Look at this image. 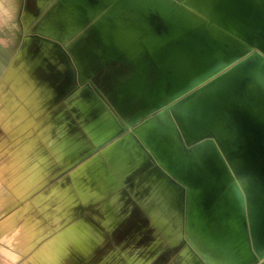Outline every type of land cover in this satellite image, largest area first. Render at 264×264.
Instances as JSON below:
<instances>
[{"label": "rangeland", "instance_id": "rangeland-1", "mask_svg": "<svg viewBox=\"0 0 264 264\" xmlns=\"http://www.w3.org/2000/svg\"><path fill=\"white\" fill-rule=\"evenodd\" d=\"M1 1L0 80L24 36L31 38L32 54L43 43L37 30L43 14L37 0ZM235 1L246 11L254 32L234 50L229 66L253 48L264 52L263 5L258 0ZM85 2L99 7L101 0ZM162 4L166 7V0ZM185 5L188 0H169V16ZM25 10L34 14L29 31L22 19ZM84 37L88 44L95 43L89 30ZM151 48L152 44L148 50L153 54ZM63 51L64 59L70 54ZM153 60L157 74L143 75L144 82L151 80L156 87L144 91L151 104L119 127L113 141L121 144L108 155L113 168L76 170L99 148L70 165L53 159V170H0V264H264V248L253 239L255 220L248 216L253 213L248 198L258 190L254 175L240 170L238 176L227 174L209 148L207 153L200 150L201 140L192 137L174 115L176 106L191 98L199 84L189 79L174 81L163 73L157 58ZM109 66L106 61L96 72L81 76L73 67H65L70 85L53 95L56 102L50 111L63 113L69 132L83 124L72 116L68 95L83 84L94 96L96 109L103 101L102 72ZM160 75L165 80H158ZM234 85L237 91L249 87V93L256 96V86L249 79L239 77ZM5 137L0 125V146ZM3 181L16 184L2 185ZM227 182L229 194L221 196ZM162 188L170 192V198L161 194ZM120 191L126 193L127 210L120 207Z\"/></svg>", "mask_w": 264, "mask_h": 264}, {"label": "crops", "instance_id": "crops-1", "mask_svg": "<svg viewBox=\"0 0 264 264\" xmlns=\"http://www.w3.org/2000/svg\"><path fill=\"white\" fill-rule=\"evenodd\" d=\"M164 1L101 0L99 7H90L85 0H37L43 13L37 26L43 42L41 49L32 54L31 38L24 36L0 80V125L6 132L0 146V170H53V159L70 165L99 148L76 170L113 168L108 155L121 144L113 141L116 131L151 104L144 91L156 88L151 80L144 82L143 75L157 74L158 66L153 60L155 56L142 46L139 38L144 37L145 28L157 27L160 8L169 16V0L166 7ZM22 19L29 31L34 14L25 10ZM87 25L91 27L86 29ZM88 30L94 44H88V37H84ZM64 49L70 55L63 59ZM106 61L110 66L102 72L103 101L96 109H93L97 104L94 96L82 88L83 84L68 95L67 106L72 116L80 118L83 124V128L69 132L63 113L50 111L56 102L53 95L70 85L65 67H73L81 76L96 72ZM46 71H50L47 76ZM105 111L109 114H103ZM199 140L200 150L207 153V147ZM263 170L264 158L248 169V175L256 171L260 179L261 175L264 177ZM251 210L253 213L248 216L254 218L256 212ZM257 210L264 214V192ZM33 223L47 228L39 221Z\"/></svg>", "mask_w": 264, "mask_h": 264}, {"label": "bare ground", "instance_id": "bare-ground-1", "mask_svg": "<svg viewBox=\"0 0 264 264\" xmlns=\"http://www.w3.org/2000/svg\"><path fill=\"white\" fill-rule=\"evenodd\" d=\"M258 1L264 7V0ZM238 6L235 0H188V5L176 12L178 17L176 14L169 17L167 11L160 8L165 25L147 27L144 37H138L144 48L152 44L151 50L163 73L177 82L189 79L199 84L191 98L176 106L174 115L180 123L186 124L192 137L202 139V145L209 148L222 170L232 176H238V170L247 173L264 158V52L256 51L247 63L245 60L232 67L228 64L234 50L246 44L245 36L254 32L246 11ZM150 30L152 33H148ZM167 37L169 42L164 45ZM239 77L254 83L256 96L249 93V87L235 90L234 83ZM158 78L165 80L162 75ZM105 112L103 114L108 113ZM253 177L259 186L256 195L248 198L250 207L256 212L252 234L257 246L264 248V214L257 210L264 192V177L261 175L258 179L256 171ZM229 185L227 182V187L221 189V196L229 194ZM125 194L120 191L123 210L129 209ZM161 194L170 198V192L164 193L163 188Z\"/></svg>", "mask_w": 264, "mask_h": 264}, {"label": "water", "instance_id": "water-1", "mask_svg": "<svg viewBox=\"0 0 264 264\" xmlns=\"http://www.w3.org/2000/svg\"><path fill=\"white\" fill-rule=\"evenodd\" d=\"M256 51H259V48L258 47H256V48H253V49H251L248 53H246L245 55H243L242 57H240L239 59H237L235 62H234V64L235 65H237V64H239V63H241V62H243V61H245V60H248L250 57H252V55L255 53ZM254 52V53H253ZM244 57V59H242ZM232 67V66H231ZM230 67V68H231Z\"/></svg>", "mask_w": 264, "mask_h": 264}]
</instances>
